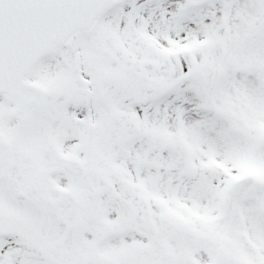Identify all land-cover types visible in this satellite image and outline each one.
<instances>
[{"label": "snow or ice", "instance_id": "6c2138e0", "mask_svg": "<svg viewBox=\"0 0 264 264\" xmlns=\"http://www.w3.org/2000/svg\"><path fill=\"white\" fill-rule=\"evenodd\" d=\"M0 264H264V0H0Z\"/></svg>", "mask_w": 264, "mask_h": 264}]
</instances>
